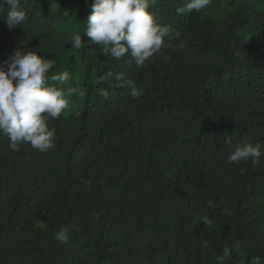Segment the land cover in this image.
Listing matches in <instances>:
<instances>
[{"label": "trees", "instance_id": "trees-1", "mask_svg": "<svg viewBox=\"0 0 264 264\" xmlns=\"http://www.w3.org/2000/svg\"><path fill=\"white\" fill-rule=\"evenodd\" d=\"M21 3L20 27L0 20V63L26 45L54 60L49 76L70 73L50 85L83 82L49 121L54 149L13 152L0 135V264H217L224 247L225 264H264V156L226 163L238 143L264 146V0H210L185 15L183 0H150L181 38L140 68L86 36L72 48L86 0Z\"/></svg>", "mask_w": 264, "mask_h": 264}, {"label": "clouds", "instance_id": "clouds-1", "mask_svg": "<svg viewBox=\"0 0 264 264\" xmlns=\"http://www.w3.org/2000/svg\"><path fill=\"white\" fill-rule=\"evenodd\" d=\"M86 3L90 13L83 33L75 32L70 37L73 49H81L86 36L90 44L100 46L105 56L119 60L130 55L140 68L162 48L181 38L180 31L157 22L155 13L150 10V0H86ZM209 4L210 0H183L177 13L200 12ZM25 19L26 10L21 0H0V20H4L10 29L20 27ZM54 66V60L28 50L26 45L15 47L0 63V135L8 138L10 151H19L22 144H30L42 153L54 149L56 129L49 126V121L61 116L69 106L68 97L75 92L73 88L48 83L50 79L66 85L70 80L67 71L49 76ZM121 78L116 76L118 80ZM126 83L133 99L143 96V87H137L132 81ZM261 156H264V146L260 143L241 142L232 148L226 163L251 160L255 165ZM208 205L212 206L211 200ZM201 221L211 223L207 216ZM73 227L61 226L54 239L60 244L67 243ZM202 246L207 247V243L202 242ZM234 247L238 249L239 242ZM222 251L217 264H225L232 258L231 248L224 247ZM251 264H261V257H252Z\"/></svg>", "mask_w": 264, "mask_h": 264}, {"label": "rangeland", "instance_id": "rangeland-1", "mask_svg": "<svg viewBox=\"0 0 264 264\" xmlns=\"http://www.w3.org/2000/svg\"><path fill=\"white\" fill-rule=\"evenodd\" d=\"M85 69V68H84ZM84 69H82V70H84ZM82 70H81V72H82ZM79 77H80V79H79V81H74L72 84H71V88H73V89H75V92H76V90L77 89H79L80 88V84H81V82H83V79H82V77L80 76V73H79ZM71 83V82H70ZM59 85V84H58Z\"/></svg>", "mask_w": 264, "mask_h": 264}]
</instances>
